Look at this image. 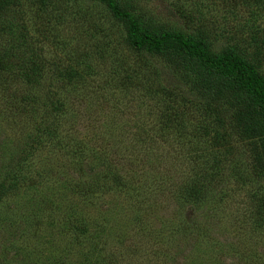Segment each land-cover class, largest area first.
<instances>
[{
  "label": "rangeland",
  "instance_id": "1",
  "mask_svg": "<svg viewBox=\"0 0 264 264\" xmlns=\"http://www.w3.org/2000/svg\"><path fill=\"white\" fill-rule=\"evenodd\" d=\"M122 1L264 75V0ZM179 82L97 0H0V264H264V123Z\"/></svg>",
  "mask_w": 264,
  "mask_h": 264
},
{
  "label": "trees",
  "instance_id": "2",
  "mask_svg": "<svg viewBox=\"0 0 264 264\" xmlns=\"http://www.w3.org/2000/svg\"><path fill=\"white\" fill-rule=\"evenodd\" d=\"M97 1L103 3L116 20L125 23L126 42L130 48L142 50L150 56H168L178 65L183 81L179 83L186 86L182 90L185 96L194 93L205 103L206 110L223 113L227 120H231L227 108L219 109L220 100L217 98L218 92H228L235 123V116L241 112L264 123V75H257L233 48L228 47L212 55L206 43L198 37L149 28L127 10L129 3L122 0Z\"/></svg>",
  "mask_w": 264,
  "mask_h": 264
}]
</instances>
